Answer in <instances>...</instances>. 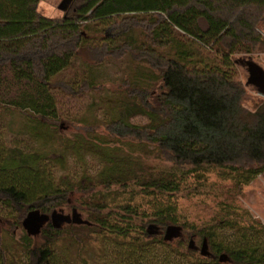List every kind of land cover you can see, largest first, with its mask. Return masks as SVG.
<instances>
[{
  "label": "trees",
  "instance_id": "16d2710c",
  "mask_svg": "<svg viewBox=\"0 0 264 264\" xmlns=\"http://www.w3.org/2000/svg\"><path fill=\"white\" fill-rule=\"evenodd\" d=\"M39 1L0 0V108L30 113L31 135L49 142L41 129L43 119L57 118L52 90L79 94L95 89L88 79L76 83L54 79L75 57L81 56L91 67L128 55L152 73L143 78L142 86L125 83L128 97L138 100L133 110L148 120L138 126L123 116L112 117L105 129L112 136L153 145L160 159L171 164L157 175L136 179L144 192L153 188L161 196L175 193L184 176L205 167L249 178L264 172V101L254 110L246 109L245 87L229 67L232 54L264 46V0H62L61 18L39 13ZM138 13L151 15L123 16ZM94 21L103 31L110 30L97 44L88 41ZM134 27L143 31L137 45L127 40L114 44L115 37L126 36ZM193 45L218 50L221 64L199 65L190 49ZM163 49L169 55L161 53ZM101 154L112 158L107 150ZM115 169L119 172L120 166L102 173L101 186H125L129 176L123 171L115 176ZM75 187H54L38 163V153L0 152V264H56L63 233L68 229L66 233L79 240L74 228H97L171 249L176 244L173 249L183 248L180 252L186 257L199 253L193 264H264V223L250 217L235 223L240 238L232 245L203 230L186 235V226L178 222L172 207L154 211L139 224L134 223L138 210L123 205L122 213L114 217L106 212L84 219L87 223L54 226L52 212L69 205ZM69 206L71 212L77 211L76 204ZM92 208L101 212L105 205ZM34 210L50 218L38 233L22 234L17 245L23 254L17 258L15 246L6 244L4 235L12 237L14 227L22 226L23 218ZM5 222L8 228L2 227Z\"/></svg>",
  "mask_w": 264,
  "mask_h": 264
},
{
  "label": "rangeland",
  "instance_id": "374dc122",
  "mask_svg": "<svg viewBox=\"0 0 264 264\" xmlns=\"http://www.w3.org/2000/svg\"><path fill=\"white\" fill-rule=\"evenodd\" d=\"M61 1L40 0L37 10L46 17L61 18L65 14L59 6ZM131 15L145 19L150 18L151 13L123 16ZM261 27L264 37V24ZM105 32H110L109 28L103 31L95 21L91 22L88 41L99 43ZM129 32L126 36L115 37L114 44L127 40L137 45L142 29L134 27ZM190 49L194 59L200 61L199 65L221 64V53L216 49L197 45ZM160 51L169 55L166 49ZM229 60L231 73L245 87L242 104L246 109L254 110L264 101V83L260 86L250 82L249 62L259 66L264 77V46H258L251 53H234ZM150 75L152 73L142 63L133 61L128 55L120 59L108 58L103 64L91 67L81 56L75 57L70 66L54 79L70 83L88 79L94 83L95 89L79 94L66 93L59 88L52 90L57 102V118L43 119L44 130L41 129L43 135L47 134L49 142L30 134L29 126L33 121L30 113L15 108H0V152L38 153V163L45 168L47 179L54 187L64 189L69 184L76 186L68 204L78 206L82 219L101 217L106 212H112L114 217L115 213H122L123 205H129L138 210L134 223L139 224V221L153 217L154 211L172 207L178 222L185 224L183 232L186 235L203 230L211 232L216 241L232 245L240 238L236 222L243 224L242 218L250 217L264 223V172L249 178L244 173L205 167L184 176L180 190L175 193L161 196L153 188H150V193L144 192V186L136 179L157 175L169 169L171 164L160 159L153 145L133 138H118L105 129V123L112 117L123 116L138 126L147 123L144 114L133 110L138 100L128 97L125 83L142 86L143 78ZM128 104L133 105L132 110L127 109ZM104 150L112 154L111 160L102 156ZM114 164L120 166L119 172L115 169V176L122 171L129 176L125 186H101L102 173L116 168ZM83 177L86 180L81 182ZM89 186H93L92 189ZM69 205L63 204L56 211L70 215ZM99 205H105L103 211L93 210L92 207ZM226 220L230 222L225 223ZM6 223L2 227L8 228ZM13 230L14 235H4V241L10 247L15 246L19 258L23 252L17 244L25 229L19 225ZM73 230L79 240L68 235V229L63 233L58 241L56 264H193L199 255L195 252L186 257L180 252L183 248L179 251L173 249L176 244H172L171 249L158 242H135L128 236L97 228ZM194 239L199 245L198 239Z\"/></svg>",
  "mask_w": 264,
  "mask_h": 264
},
{
  "label": "water",
  "instance_id": "95a60500",
  "mask_svg": "<svg viewBox=\"0 0 264 264\" xmlns=\"http://www.w3.org/2000/svg\"><path fill=\"white\" fill-rule=\"evenodd\" d=\"M249 71L250 82L257 83L261 86L264 83L262 69L256 64L249 62ZM49 218L48 215L40 214L38 210H34L23 218L22 226L28 235H34L39 232L40 228L49 220ZM51 220L54 226H62L64 222L69 223L71 221L75 223H87L86 220L80 217V213L75 209L72 210L70 215H64L57 211H53L51 214Z\"/></svg>",
  "mask_w": 264,
  "mask_h": 264
}]
</instances>
